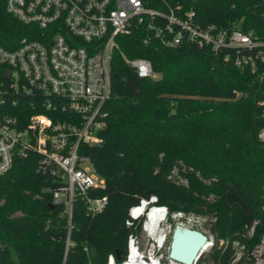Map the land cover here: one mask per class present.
I'll list each match as a JSON object with an SVG mask.
<instances>
[{
  "label": "trees",
  "instance_id": "1",
  "mask_svg": "<svg viewBox=\"0 0 264 264\" xmlns=\"http://www.w3.org/2000/svg\"><path fill=\"white\" fill-rule=\"evenodd\" d=\"M143 1L163 8L165 0ZM168 2L194 10L203 25L238 24L263 35L264 0ZM29 31L0 0L1 43L14 48ZM137 35L119 38L120 49L130 58L150 59L159 76H139L117 50L103 107V142L86 148L106 180L99 195H107L109 205L89 215L77 200L70 229L64 206L50 207L59 182L38 170L39 155L18 159L0 176V264H107L111 254L120 262L129 235L142 225L126 224L129 208L151 195L171 212L216 216V240L197 264L255 260L252 252L264 232V143L258 138L264 113L252 92V71L225 59L234 55L231 49L219 54L191 42L173 49L145 46ZM235 90L249 95L237 97ZM176 168L186 184L173 177ZM211 194L214 201L202 198ZM222 239L229 243L220 246ZM235 241L245 249L238 260Z\"/></svg>",
  "mask_w": 264,
  "mask_h": 264
},
{
  "label": "built area",
  "instance_id": "2",
  "mask_svg": "<svg viewBox=\"0 0 264 264\" xmlns=\"http://www.w3.org/2000/svg\"><path fill=\"white\" fill-rule=\"evenodd\" d=\"M7 10L30 26L14 48L0 41V176L18 159L39 155L38 170L59 182L54 204H62L71 220L75 202L83 201L89 215L109 205L105 178L95 168L88 146L101 144L103 107L110 97L114 53L141 77H156L145 57H128L119 38L138 34L143 45L173 49L185 42L209 46L213 52L233 50L239 67L252 71V92L264 113V28H225L203 25L194 10L164 1L163 8L143 0H5ZM264 19V10L261 13ZM264 26V25H263ZM237 97L248 91L235 90ZM30 106L38 107L36 112ZM264 143V125L258 130ZM153 218V220H152ZM142 220L131 233L120 262L114 254L107 264H171L163 249L170 233V210L156 195L129 208L128 226ZM179 224V223H178ZM181 224V223H180ZM182 225V224H181ZM90 264V262L88 263Z\"/></svg>",
  "mask_w": 264,
  "mask_h": 264
},
{
  "label": "rangeland",
  "instance_id": "3",
  "mask_svg": "<svg viewBox=\"0 0 264 264\" xmlns=\"http://www.w3.org/2000/svg\"><path fill=\"white\" fill-rule=\"evenodd\" d=\"M159 75H156V77H158ZM173 177H175L177 180H179V182L186 184L187 183V179L184 176V174H181V172H178L177 168L174 170V173H172ZM204 181L207 182V180L204 179ZM202 198L207 199V201H214V195L211 194L209 196L206 195H202ZM217 221L216 216L212 215V214H203L200 211H194V210H177V211H170V224H171V229H170V233L168 235V241L163 249V255L165 258V261L167 262H171L170 258H169V250H170V243L171 241V237H172V233L174 230L175 225H177L178 223L182 224V226H190L193 228H197L199 230L204 231L205 233L208 234L210 240L212 242H215L216 240V235L217 233L213 232L212 228L214 227L215 223ZM225 242H227V240H221L220 241V246L225 244ZM229 243V242H227ZM213 246H211L212 248ZM233 247H235V250L237 252V257L236 260H238L240 257H242L243 255H245V249L243 246H241L238 242H234L233 243ZM210 247H206L205 251L209 252L211 250ZM206 252V253H207ZM252 255L254 257V261L250 262H244L243 264H264V232L262 234V239L261 241L255 245ZM204 264H209V263H204Z\"/></svg>",
  "mask_w": 264,
  "mask_h": 264
},
{
  "label": "water",
  "instance_id": "4",
  "mask_svg": "<svg viewBox=\"0 0 264 264\" xmlns=\"http://www.w3.org/2000/svg\"><path fill=\"white\" fill-rule=\"evenodd\" d=\"M257 121V113H255V123L252 131L257 127ZM233 191L234 189H232ZM53 206L54 203H50V207ZM181 226V224H177L174 227L169 258L171 261H179L182 264H197L199 258L206 253L205 248L208 245L213 246L214 242L202 230L190 226ZM118 257L120 258V255Z\"/></svg>",
  "mask_w": 264,
  "mask_h": 264
},
{
  "label": "bare ground",
  "instance_id": "5",
  "mask_svg": "<svg viewBox=\"0 0 264 264\" xmlns=\"http://www.w3.org/2000/svg\"><path fill=\"white\" fill-rule=\"evenodd\" d=\"M152 220H153V218H152ZM182 227V226H181ZM207 247H210L211 248V246L210 245H208ZM208 251V250H207ZM206 251V252H207ZM171 264H182V263H180L179 261L177 262V261H171Z\"/></svg>",
  "mask_w": 264,
  "mask_h": 264
}]
</instances>
